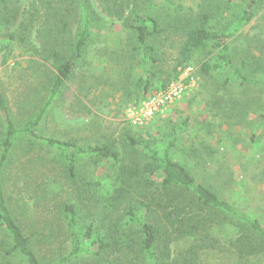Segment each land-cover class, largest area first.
Segmentation results:
<instances>
[{
	"label": "trees",
	"instance_id": "obj_1",
	"mask_svg": "<svg viewBox=\"0 0 264 264\" xmlns=\"http://www.w3.org/2000/svg\"><path fill=\"white\" fill-rule=\"evenodd\" d=\"M111 1L98 0L101 12L134 30L138 45L132 49H140L142 62L158 67L160 54L153 36L170 28L182 34L172 74L167 73L164 81L160 71L154 75L152 68L143 69L147 76L138 77L134 85H142L144 91L157 84L163 89L177 76L178 65L192 63L194 51L220 38L215 67L225 65L235 76L250 80L248 70L232 65L223 42L253 19L264 0H248L235 16L234 26L222 35L212 29L211 17L218 15L211 14L208 6L192 22L177 24L180 16L176 15L159 26L160 21L139 10L134 0H115V10L109 6ZM78 9L80 29L62 41V36L71 34L70 21L77 19ZM99 21L90 0H0V43L1 38L7 41L0 49L12 43L22 54L36 56L31 68L37 76L42 62L51 60L53 66L47 78L48 96L23 121L14 119L0 88V264H212L210 260L220 259L231 264H264V224L197 181L168 149L159 157L128 136L123 146L129 153L122 155L106 144L82 146L37 134L52 100L83 59L91 30ZM146 148L151 162L142 165L136 154ZM38 149L44 152L37 157L41 163L64 167L67 184L78 189L75 199L63 200L66 182L60 185L54 179L42 192H35L31 205L22 199L17 206L10 204L4 175L17 154L27 156ZM82 155L118 164L116 183L108 194L87 191L77 183L76 167ZM180 242L183 246L176 249Z\"/></svg>",
	"mask_w": 264,
	"mask_h": 264
},
{
	"label": "rangeland",
	"instance_id": "obj_2",
	"mask_svg": "<svg viewBox=\"0 0 264 264\" xmlns=\"http://www.w3.org/2000/svg\"><path fill=\"white\" fill-rule=\"evenodd\" d=\"M114 1L109 4L113 10ZM247 1L134 0L133 4L157 18L159 26L172 21L174 16L177 18L176 15L180 16L177 24L187 19L192 22L202 7L209 8L211 14L218 15L211 17L212 29L222 35L234 26L235 16L241 14ZM90 2L100 21L91 30L83 59L74 67L36 128L37 134L73 140L82 146L106 144L122 155L129 153L126 145L123 146L128 136L145 144L159 157L168 149L170 156L197 181L210 185L221 197L264 224V5L257 8L253 19L240 31L223 42V51L232 65L249 71L246 74L249 81L235 76L225 65L215 67L222 39L208 42L204 49L194 51L191 59L198 75L196 87L166 114L136 128L126 120L125 106L148 97L159 86L144 91L142 85H134L135 81L140 76L144 80L147 75L142 74L143 69L149 68L154 75L160 71L165 81L177 62L182 34L170 28L152 37L160 62L158 67L151 66L142 62L140 49H132L138 45L134 30L101 12L98 0ZM76 12L77 19L70 21L71 34L62 36V41L80 29L82 15L80 9ZM113 21L114 25L110 23ZM33 38L37 40L36 32ZM1 40L0 46L7 44ZM35 59L36 56L22 54L12 43L0 49V88L17 122L27 119L48 96L51 60L42 62L44 66L37 76L31 68V60ZM151 79L156 82L154 77ZM147 148L136 154L142 165L151 162ZM40 153H44L42 149L27 156L17 154L10 164L4 175L10 204L17 206L22 199L31 205L35 192H42L54 179L60 185L66 182L63 200L75 199L78 189L67 184L64 167L41 163L37 159ZM117 166L111 159L82 155L76 167L77 183L87 191L108 194L116 183ZM182 246L180 242L176 249ZM225 261L210 260L212 264H231Z\"/></svg>",
	"mask_w": 264,
	"mask_h": 264
},
{
	"label": "built area",
	"instance_id": "obj_3",
	"mask_svg": "<svg viewBox=\"0 0 264 264\" xmlns=\"http://www.w3.org/2000/svg\"><path fill=\"white\" fill-rule=\"evenodd\" d=\"M198 75L192 63L178 68L177 76L146 98L129 102L124 109L126 120L136 128L144 127L156 117L163 116L170 107L188 95L197 85Z\"/></svg>",
	"mask_w": 264,
	"mask_h": 264
}]
</instances>
